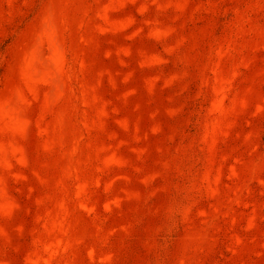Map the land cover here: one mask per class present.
<instances>
[{"label": "rangeland", "instance_id": "rangeland-1", "mask_svg": "<svg viewBox=\"0 0 264 264\" xmlns=\"http://www.w3.org/2000/svg\"><path fill=\"white\" fill-rule=\"evenodd\" d=\"M0 264H264V0H0Z\"/></svg>", "mask_w": 264, "mask_h": 264}]
</instances>
